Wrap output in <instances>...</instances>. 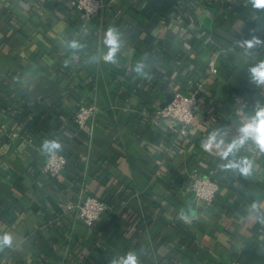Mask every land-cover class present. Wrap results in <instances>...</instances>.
I'll list each match as a JSON object with an SVG mask.
<instances>
[{
	"label": "crops",
	"instance_id": "1",
	"mask_svg": "<svg viewBox=\"0 0 264 264\" xmlns=\"http://www.w3.org/2000/svg\"><path fill=\"white\" fill-rule=\"evenodd\" d=\"M149 1L103 0L84 23L73 0H0V234L14 236L0 264H110L133 249L141 264H264V223L248 210L264 203V153H238L253 161L244 178L202 146L214 129L233 136L240 104L245 113L264 104L247 72L264 49L246 55L239 41L263 38L264 11L247 0H176L157 11ZM110 25L124 37L117 63H89L107 51ZM66 39L85 45L75 60ZM145 55L149 79L131 71ZM196 82L194 124L174 141L151 107ZM81 103L95 106L89 135L74 125ZM44 139L62 144L58 174L43 171ZM193 175L218 183L212 202L194 196ZM85 195L111 208L91 226L57 220ZM189 208L185 223L178 213Z\"/></svg>",
	"mask_w": 264,
	"mask_h": 264
},
{
	"label": "clouds",
	"instance_id": "2",
	"mask_svg": "<svg viewBox=\"0 0 264 264\" xmlns=\"http://www.w3.org/2000/svg\"><path fill=\"white\" fill-rule=\"evenodd\" d=\"M253 9L264 11V0H247ZM87 35V29H84ZM241 47L245 50L246 55H251L252 50L257 46H264V40L257 36L248 39L239 40ZM64 47L71 53V59L75 60L77 54L84 49L85 45L77 39H66L63 41ZM124 44V37L120 29L114 25H110L104 33L103 45L107 49L101 55H91L88 57L89 63H105L116 64L117 54L121 51ZM147 55L142 56L131 68V71L138 77L149 79L151 76L148 65ZM69 63L65 61V66ZM249 80L252 84L259 88H264V59L252 64L247 68ZM239 103V102H238ZM240 104V103H239ZM246 105L240 104L242 113L237 134L228 138L226 132L220 129H214L208 136L203 147L206 151L211 152L215 148V155L223 161L219 165L224 172L234 175L238 174L244 178H248L253 174V161L245 156H239L238 153L245 149L247 145H251L260 153H264V104L254 102L253 107L247 114L244 113ZM62 150V144L55 139H44L41 143V151L44 154H54ZM251 214H254L260 222L264 223V203H258L253 200L248 207ZM179 218L185 222H190L195 218V212L190 208L185 211L181 210ZM14 245V236L9 232L0 234V251L6 248H12ZM140 253L137 250H129L122 255L110 260V264H141Z\"/></svg>",
	"mask_w": 264,
	"mask_h": 264
},
{
	"label": "built area",
	"instance_id": "3",
	"mask_svg": "<svg viewBox=\"0 0 264 264\" xmlns=\"http://www.w3.org/2000/svg\"><path fill=\"white\" fill-rule=\"evenodd\" d=\"M72 4L75 11L78 12V15L85 23L96 16L103 6V0H73ZM261 40H264V35ZM255 49H264V46H257ZM211 71H214V68H211ZM201 90L202 84L196 82L195 88L190 92H173L171 100L165 106L161 107L159 104L153 105L151 107L153 124L156 127H160L163 125L162 122H168L169 126L174 128V141L186 137L196 118L195 102L199 100L198 94ZM235 109L237 123L234 126L235 131L233 136L237 134L242 115L240 108ZM94 111L95 106L90 103H81L77 106L73 118L77 131L85 132L87 135L90 134L89 121L94 115ZM243 114L247 113L244 112ZM66 164L67 158L64 152L59 151L54 154H47L43 171L58 174L64 170ZM190 188L197 200L201 203L208 204L213 201L214 195L218 190V183L209 176L193 175ZM110 208V205L103 199L92 195H85L80 203L70 201L63 205L57 220L61 219L59 217L63 215L65 218H70L72 222L74 220L91 226ZM71 212L73 215H71ZM66 226L69 227L68 225Z\"/></svg>",
	"mask_w": 264,
	"mask_h": 264
},
{
	"label": "trees",
	"instance_id": "4",
	"mask_svg": "<svg viewBox=\"0 0 264 264\" xmlns=\"http://www.w3.org/2000/svg\"><path fill=\"white\" fill-rule=\"evenodd\" d=\"M175 1L176 0H150L149 3L151 4L150 6H152V9L157 11L172 5Z\"/></svg>",
	"mask_w": 264,
	"mask_h": 264
},
{
	"label": "water",
	"instance_id": "5",
	"mask_svg": "<svg viewBox=\"0 0 264 264\" xmlns=\"http://www.w3.org/2000/svg\"><path fill=\"white\" fill-rule=\"evenodd\" d=\"M172 98V94H169L166 99L160 104L161 107L165 106Z\"/></svg>",
	"mask_w": 264,
	"mask_h": 264
}]
</instances>
